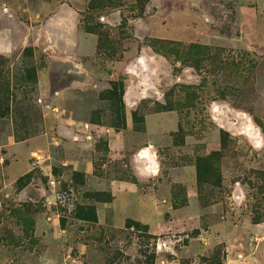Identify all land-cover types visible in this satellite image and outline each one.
Listing matches in <instances>:
<instances>
[{
    "label": "rangeland",
    "instance_id": "1",
    "mask_svg": "<svg viewBox=\"0 0 264 264\" xmlns=\"http://www.w3.org/2000/svg\"><path fill=\"white\" fill-rule=\"evenodd\" d=\"M161 1L0 0L15 28H36L35 46L0 53V144L58 131L59 119L83 135L59 126L50 174L37 167L0 196V264H264V0H174L175 13ZM159 3L153 25L174 37L136 26ZM83 19L109 36L105 53ZM126 89H149L130 114ZM169 110L177 127L148 132L145 115ZM106 129L119 132V158ZM150 140L154 171L139 180L133 155ZM113 177L150 204L134 197L126 217L123 199L100 216Z\"/></svg>",
    "mask_w": 264,
    "mask_h": 264
},
{
    "label": "crops",
    "instance_id": "2",
    "mask_svg": "<svg viewBox=\"0 0 264 264\" xmlns=\"http://www.w3.org/2000/svg\"><path fill=\"white\" fill-rule=\"evenodd\" d=\"M162 7L166 8L168 12L173 9V13L179 11L176 10V5L174 0H162ZM157 14L149 15L145 18H140L136 20V26L140 30H145L144 33L148 36H157L162 38L174 37V35H170L171 27L167 25L164 29H162L159 25L155 24V18L160 13V3L158 4ZM11 17H8L7 14L0 10V53L2 54H10L14 51L16 46H28V45H36V37L31 36V33H35V29H28L24 31L21 27L15 28L11 24ZM54 29H58L63 25L65 31L62 32V37L60 40V44L62 46H69L73 44L72 37V25L68 22L67 19L63 21L61 17H57V13L54 15L52 23ZM59 24V25H58ZM178 28L180 29L181 22L178 21ZM184 23L182 22L181 29L184 28ZM18 29L19 31H16ZM68 29H70L71 34L68 35ZM31 30V31H30ZM52 39V38H51ZM59 45V46H61ZM53 46V44H51ZM147 55V62L151 65V60L156 59L149 51L148 48L144 49ZM138 58V56L136 57ZM138 65L142 62L138 60ZM130 70V68H129ZM149 89H126L125 90V107L128 113H132L133 109H135V105L137 100L142 98L144 93L148 92ZM129 120V119H128ZM59 126L65 125L67 130V135L72 137L73 139L77 136H82L78 132V123L79 120L69 119L66 123H61L60 119L58 121ZM145 125L148 132L153 134H165V131L174 129L173 127H177L178 125V115L175 111H163L159 113H151L145 115ZM57 126L58 131L51 130L50 128H46L45 131L31 136L24 140H15L12 137L3 143L0 144V196H9L11 194V188L15 182L21 179L24 176L29 175L35 168L40 167L44 170V173L47 175L50 174V165L51 158L53 157V146H56L61 141L59 134L60 128ZM59 132V133H58ZM103 134L106 136L108 141V146L111 149V155L113 159L119 158L121 154L115 153L114 151V143L115 138L119 134L117 131H112L111 129H106ZM73 143L74 140H71ZM158 144L152 140H150L147 144L142 146L140 150L136 151L133 155L132 164L134 166V174L139 180H145L149 178L150 171H154V155L157 154ZM35 154H40L42 156L41 162L36 165L35 164ZM77 164L78 160L71 152L70 159L67 158V164ZM73 168H77L76 166ZM89 172V170L86 169ZM28 184L19 190L21 193L25 192L28 188ZM154 186L150 184H146L144 189L151 190ZM141 187L138 183L130 181V180H121L116 177H113L109 181V191L112 194V200L110 202L99 201L97 202L98 214L101 216V213L106 208H117L120 204L121 200H125V213L124 216H137L134 214V205L135 203L132 199L135 197L138 199V203L140 204H150L149 194H143L141 192ZM107 206V207H106ZM112 209V210H113ZM114 217H120L122 213L115 211L113 213ZM123 219V218H122ZM121 219V220H122Z\"/></svg>",
    "mask_w": 264,
    "mask_h": 264
},
{
    "label": "trees",
    "instance_id": "3",
    "mask_svg": "<svg viewBox=\"0 0 264 264\" xmlns=\"http://www.w3.org/2000/svg\"><path fill=\"white\" fill-rule=\"evenodd\" d=\"M100 3H102V0H100ZM82 23H83V28L86 32H90L98 35L97 51L99 52V54L105 53L106 50L108 49L107 45L109 41V36L101 29V25L92 24L85 19L82 20Z\"/></svg>",
    "mask_w": 264,
    "mask_h": 264
},
{
    "label": "built area",
    "instance_id": "4",
    "mask_svg": "<svg viewBox=\"0 0 264 264\" xmlns=\"http://www.w3.org/2000/svg\"><path fill=\"white\" fill-rule=\"evenodd\" d=\"M87 137H91V136L88 135ZM34 158H35V164L36 165H38L41 162V160H42V156L40 154H35Z\"/></svg>",
    "mask_w": 264,
    "mask_h": 264
}]
</instances>
